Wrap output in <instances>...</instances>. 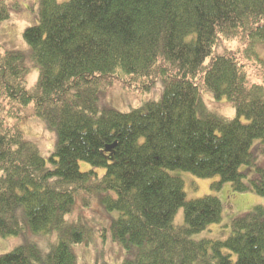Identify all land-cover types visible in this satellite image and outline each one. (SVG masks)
I'll return each instance as SVG.
<instances>
[{
  "label": "trees",
  "instance_id": "obj_1",
  "mask_svg": "<svg viewBox=\"0 0 264 264\" xmlns=\"http://www.w3.org/2000/svg\"><path fill=\"white\" fill-rule=\"evenodd\" d=\"M38 2L37 24L24 32L30 55L0 46V235L26 240L0 264H78L73 246L86 239L87 220L68 215L92 196L119 213L114 240L138 248L123 264H264L263 205L233 220L227 240H194L222 223V202L186 200L183 179L170 173L217 176L214 187L264 197V0ZM11 11L0 0V28ZM222 39L242 45L214 55ZM30 62L39 70L32 90ZM158 82L157 102L129 112L103 102L116 84L150 91ZM203 89L237 116L211 112ZM27 119L55 133L48 159L26 139ZM51 235L58 242L45 252L36 238Z\"/></svg>",
  "mask_w": 264,
  "mask_h": 264
},
{
  "label": "rangeland",
  "instance_id": "obj_2",
  "mask_svg": "<svg viewBox=\"0 0 264 264\" xmlns=\"http://www.w3.org/2000/svg\"><path fill=\"white\" fill-rule=\"evenodd\" d=\"M12 7L10 18L1 24L0 28V46L8 50H18L30 55V48L24 40V32L29 27L37 24V16L39 13V0H6ZM68 0H58L59 3ZM18 4L17 8L14 6ZM16 8V9H15ZM242 43L238 40L222 39L214 48V55L223 54L226 51L237 52ZM210 58L208 59V61ZM207 61V62H208ZM244 64L249 68V72L255 74L257 69L250 66L248 62ZM31 70L27 76L28 89L32 90L39 78V70L30 62ZM261 77H254L252 81H259ZM164 92V84L158 82L150 91L131 90L121 87L116 84L108 90L103 96L105 105L116 109L120 112H129L132 109H137L146 103L157 102L161 99ZM203 99L209 110L224 118L233 119L236 115V110L232 103L226 98L215 100L211 94L203 89ZM103 102H101L103 107ZM245 121V120H243ZM23 130L26 139L36 142L40 152L44 158L48 159L55 147V133L47 130L43 121L38 119H27L23 124ZM257 145V144H256ZM252 153L256 156L255 163L259 166L263 165V156L252 149ZM80 168L83 172L92 169L87 163L81 162ZM246 166L242 167L245 170ZM252 170V169H251ZM254 170V169H253ZM99 173H104L103 170H98ZM173 176H178L183 179L185 185L186 200L192 201L203 198L207 195H214L220 199L223 206V221L221 224L210 226L205 231L195 234L194 240L210 239L225 241L231 236V223L250 211L256 206H264V197L254 193H239L235 192L229 183L223 184L221 187H214L220 182V177H212L201 179L189 172L175 170L170 172ZM82 197L76 202L74 213L68 215V219L76 221V216H82L87 220L86 239L84 242L74 245L73 252L77 258L78 264H123L126 261H133L136 258L138 248L135 246L125 247L117 240H114L111 232V225L114 220L119 217L118 212H109L104 209L100 203L99 197H91L84 202ZM84 222L81 220V223ZM174 223L176 226L184 225V210L180 208L176 213ZM40 242L41 249L49 252L51 246L58 242L57 235L48 237H37L36 241ZM25 235L19 237L5 238L0 235V256L11 252L14 248L25 243ZM234 257V256H233ZM236 258H234V261Z\"/></svg>",
  "mask_w": 264,
  "mask_h": 264
},
{
  "label": "water",
  "instance_id": "obj_3",
  "mask_svg": "<svg viewBox=\"0 0 264 264\" xmlns=\"http://www.w3.org/2000/svg\"><path fill=\"white\" fill-rule=\"evenodd\" d=\"M114 147H115V145L108 146L106 150H107V151H111Z\"/></svg>",
  "mask_w": 264,
  "mask_h": 264
}]
</instances>
